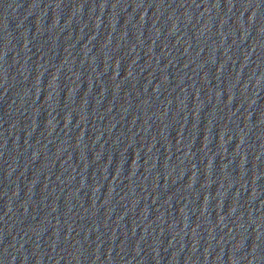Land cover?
Returning a JSON list of instances; mask_svg holds the SVG:
<instances>
[{
    "label": "water",
    "instance_id": "water-1",
    "mask_svg": "<svg viewBox=\"0 0 264 264\" xmlns=\"http://www.w3.org/2000/svg\"><path fill=\"white\" fill-rule=\"evenodd\" d=\"M0 264H264V0H0Z\"/></svg>",
    "mask_w": 264,
    "mask_h": 264
}]
</instances>
